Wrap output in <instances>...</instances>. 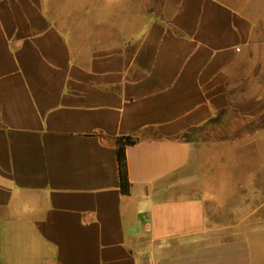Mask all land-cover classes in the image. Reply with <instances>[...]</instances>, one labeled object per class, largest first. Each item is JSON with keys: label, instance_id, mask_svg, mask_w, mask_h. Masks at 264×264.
I'll list each match as a JSON object with an SVG mask.
<instances>
[{"label": "crops", "instance_id": "0c3cea01", "mask_svg": "<svg viewBox=\"0 0 264 264\" xmlns=\"http://www.w3.org/2000/svg\"><path fill=\"white\" fill-rule=\"evenodd\" d=\"M263 22L264 0H0V264H264L190 193L180 137L264 113Z\"/></svg>", "mask_w": 264, "mask_h": 264}, {"label": "rangeland", "instance_id": "374dc122", "mask_svg": "<svg viewBox=\"0 0 264 264\" xmlns=\"http://www.w3.org/2000/svg\"><path fill=\"white\" fill-rule=\"evenodd\" d=\"M261 29L264 42V22ZM216 120L209 132L188 133L197 153L190 193L203 196L216 225L240 223L223 238L248 241L257 256L264 252V113L242 118L229 112Z\"/></svg>", "mask_w": 264, "mask_h": 264}, {"label": "trees", "instance_id": "16d2710c", "mask_svg": "<svg viewBox=\"0 0 264 264\" xmlns=\"http://www.w3.org/2000/svg\"><path fill=\"white\" fill-rule=\"evenodd\" d=\"M187 136L188 132L182 134L180 137L182 140H188ZM136 139V137L132 136H122L116 138L115 152L118 164L119 188L122 193H129L131 186L127 177L125 147L128 144L134 143Z\"/></svg>", "mask_w": 264, "mask_h": 264}]
</instances>
